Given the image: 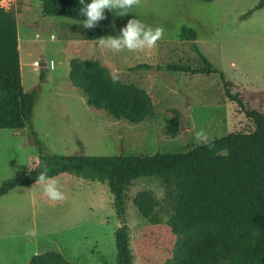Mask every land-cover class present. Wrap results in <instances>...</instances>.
I'll list each match as a JSON object with an SVG mask.
<instances>
[{
    "label": "rangeland",
    "instance_id": "rangeland-1",
    "mask_svg": "<svg viewBox=\"0 0 264 264\" xmlns=\"http://www.w3.org/2000/svg\"><path fill=\"white\" fill-rule=\"evenodd\" d=\"M259 1L141 0L123 16L105 9V19L98 21L102 37L119 35L133 18L164 28L152 50L113 53L100 48L98 40L87 39L82 22L43 15L41 0H1L16 19L22 87L36 90V98L24 128L0 129V184L25 177L36 161L32 130L43 154L91 156L181 153L198 144L195 133L200 129L213 139L251 131L252 121L226 97L219 73L191 74L164 66L199 68L203 56L242 98L244 109L264 113V7L255 9ZM182 26L192 28L196 39H181ZM83 59H97L109 74L117 71L119 81L144 88L151 114L132 123L88 106L68 78V63ZM34 60H53L54 67L42 63L33 68ZM137 64L152 67L130 70ZM55 178L65 196L62 201L49 200L39 184L15 188L0 198V248L30 240L25 248L60 251L73 264H115L119 221L107 186L68 173ZM140 191L158 200L148 218L132 203ZM165 193V185L154 176L133 180L125 193L133 264H176V236L167 224L171 206L164 201Z\"/></svg>",
    "mask_w": 264,
    "mask_h": 264
},
{
    "label": "trees",
    "instance_id": "trees-1",
    "mask_svg": "<svg viewBox=\"0 0 264 264\" xmlns=\"http://www.w3.org/2000/svg\"><path fill=\"white\" fill-rule=\"evenodd\" d=\"M81 7L79 0H41L43 15L79 22L84 20ZM262 7L264 0L255 9ZM85 37L100 39L99 24L88 29ZM179 37L193 41L196 32L182 26ZM200 59L199 68L175 64L164 68L191 74L219 73L226 97L236 102L252 121L251 131L214 138L215 147L211 150L197 144L181 153L91 156L43 154L37 133L32 130L38 146L37 160L25 177L3 181L0 197L36 182L42 166H47L50 177L68 173L104 183L112 195L119 221L115 231V264H133L125 223V193L133 180L154 176L165 185L164 201L171 206L167 224L176 236L173 248L176 264H264V113L244 109L242 98L232 92L231 84L221 72L205 57ZM68 67L70 82L81 91L88 106L102 109L115 119L125 116L132 123H139L151 114V99L146 90L132 82L113 83L97 59L70 61ZM151 67L137 64L130 70ZM35 98L36 90L25 91L21 83L16 19L10 9L0 4V129L24 128L32 118ZM132 203L140 216L148 218L158 200L140 191ZM28 264L73 263L59 251L48 250L33 254Z\"/></svg>",
    "mask_w": 264,
    "mask_h": 264
},
{
    "label": "clouds",
    "instance_id": "clouds-1",
    "mask_svg": "<svg viewBox=\"0 0 264 264\" xmlns=\"http://www.w3.org/2000/svg\"><path fill=\"white\" fill-rule=\"evenodd\" d=\"M141 0H79L80 15L84 17L82 25L84 28H94L98 21L105 19V9L116 10V14L123 16L128 13V9L139 6ZM164 36L162 26L152 27L146 25L139 19H129L124 27L120 29L119 35H109L101 37L96 43L100 48L119 53L123 50L129 52H142L152 50L157 46V42ZM55 40V37L52 38ZM110 79L113 83L120 80L119 73L113 71L110 73ZM196 142L207 146L210 150L215 147L213 138L204 130L200 129L195 133ZM227 155V152L223 153ZM43 170L38 174L36 184L42 188L43 195L51 201H62L65 196L60 189V182L55 177L48 175L47 166H42Z\"/></svg>",
    "mask_w": 264,
    "mask_h": 264
},
{
    "label": "crops",
    "instance_id": "crops-1",
    "mask_svg": "<svg viewBox=\"0 0 264 264\" xmlns=\"http://www.w3.org/2000/svg\"><path fill=\"white\" fill-rule=\"evenodd\" d=\"M34 162H35V160H34ZM35 184L36 183L34 182L29 187H18V188H32ZM14 237H16V236H14ZM28 242H30V240L20 241L17 244L12 243V246L10 248H0V251L4 252L2 254V256H0V264H28V262H29V260L33 254L43 252V249L41 250L39 248H32V249L29 247L25 248V245ZM56 250H58V249H56Z\"/></svg>",
    "mask_w": 264,
    "mask_h": 264
},
{
    "label": "built area",
    "instance_id": "built-area-1",
    "mask_svg": "<svg viewBox=\"0 0 264 264\" xmlns=\"http://www.w3.org/2000/svg\"><path fill=\"white\" fill-rule=\"evenodd\" d=\"M42 64V62L38 61V60H34L31 62V65L33 68H38L40 65ZM45 66H48L50 69H53L54 67V61L50 60L49 62H44Z\"/></svg>",
    "mask_w": 264,
    "mask_h": 264
},
{
    "label": "water",
    "instance_id": "water-1",
    "mask_svg": "<svg viewBox=\"0 0 264 264\" xmlns=\"http://www.w3.org/2000/svg\"><path fill=\"white\" fill-rule=\"evenodd\" d=\"M43 63V62H42ZM44 64V63H43Z\"/></svg>",
    "mask_w": 264,
    "mask_h": 264
}]
</instances>
